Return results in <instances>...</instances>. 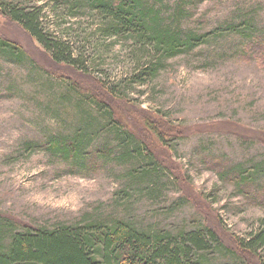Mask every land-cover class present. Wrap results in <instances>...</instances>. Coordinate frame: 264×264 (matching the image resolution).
Returning <instances> with one entry per match:
<instances>
[{
  "label": "rangeland",
  "instance_id": "obj_1",
  "mask_svg": "<svg viewBox=\"0 0 264 264\" xmlns=\"http://www.w3.org/2000/svg\"><path fill=\"white\" fill-rule=\"evenodd\" d=\"M13 1L41 7L43 25L54 35L87 38L88 70L84 75L53 64L32 38L1 15L0 35L19 44L51 76L72 79L78 88L100 94L167 167L170 173L162 174L163 181L177 178L178 190L167 186L148 197L128 187L127 168L112 161L86 176L69 171L68 165L41 150H24L28 141L71 135L78 127L65 107L48 100V95L62 91L58 84L51 89L45 78L5 66L0 68V214L33 228L92 218H129L136 225L172 231L203 225L212 228L242 264H264V248L249 254L236 246L237 238L247 240L258 231L264 209L238 193L234 182L224 183L212 171L213 163L240 166L256 174L248 191L264 188V65L237 55L247 33L264 35V0H195L186 5L190 17L185 28L210 32L235 19L252 20V25L248 29L239 23L233 35L166 60L144 86L131 80L135 57L130 42L103 37L99 19L86 11L72 17L57 8L60 0ZM177 1L157 0L169 8ZM199 18L206 24H198ZM100 83L117 89L125 99L108 96ZM9 85L15 94L3 92ZM156 133L162 134L164 144ZM128 189L129 199L116 196ZM211 260L241 264L230 254H215Z\"/></svg>",
  "mask_w": 264,
  "mask_h": 264
},
{
  "label": "trees",
  "instance_id": "obj_2",
  "mask_svg": "<svg viewBox=\"0 0 264 264\" xmlns=\"http://www.w3.org/2000/svg\"><path fill=\"white\" fill-rule=\"evenodd\" d=\"M194 1L187 0L185 4L184 0H178L169 8L157 0H60L57 8L72 17L86 11L103 23L100 31L103 37L130 42L135 57L131 80L144 86L155 78L166 60L190 53L222 35H233L239 23L252 25V20L249 23L235 19L223 22L210 32L204 28H185L186 17H190L186 5L191 6ZM42 11L41 7L28 8L13 0H0V15L32 38L53 64L85 75L87 47L91 42L77 34L54 35L43 25ZM204 22L203 18L197 20L200 25H205ZM238 45L239 58L255 59L264 65V35L251 31ZM5 66L25 68L28 73L50 82L51 89L58 84L62 91L48 95V100L52 105L58 103L62 110L65 107L78 127L71 135H57L44 142L28 141L24 150H41L68 165L69 171L86 176L98 173L112 161L127 168L124 175L127 186L138 192L140 189L148 197L156 196L167 186L178 190L177 178L170 182L168 176L166 182L163 181L162 174L169 172L167 167L121 122L100 94L78 88L72 79L51 76L19 44L0 35V68ZM100 85L108 96L125 99L117 89ZM3 92L15 94L10 85L3 88ZM85 107L89 112H84ZM156 136L160 143H165L161 133ZM101 140L104 143L97 145ZM240 168L213 163L212 171L220 181L234 182L238 193L264 209V188L253 192L247 189L253 178L256 182V174ZM129 192V189L124 190L116 196L127 200ZM133 222L136 221L129 218H92L73 224L59 223L50 228H33L22 227L0 214V264H212L215 254L223 257L230 254L241 262L210 227L201 225L196 229L172 231ZM259 223L258 231L247 240L236 239L241 252L256 254L258 249L264 248V217Z\"/></svg>",
  "mask_w": 264,
  "mask_h": 264
}]
</instances>
